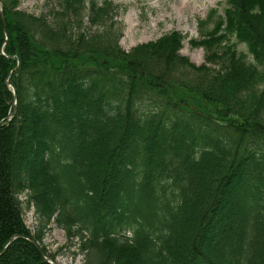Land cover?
<instances>
[{"label":"trees","instance_id":"16d2710c","mask_svg":"<svg viewBox=\"0 0 264 264\" xmlns=\"http://www.w3.org/2000/svg\"><path fill=\"white\" fill-rule=\"evenodd\" d=\"M82 1L0 0V264L55 262L27 239L25 190L86 264H264V0L226 1L191 41L201 65L179 31L127 52L113 24L74 28Z\"/></svg>","mask_w":264,"mask_h":264},{"label":"rangeland","instance_id":"374dc122","mask_svg":"<svg viewBox=\"0 0 264 264\" xmlns=\"http://www.w3.org/2000/svg\"><path fill=\"white\" fill-rule=\"evenodd\" d=\"M67 0H20L18 9L36 16L54 17L55 12L66 6ZM105 0H83L78 19H74V28L93 32L109 29L114 25V34L119 38V45L125 51L134 47L156 41L163 35L179 31L185 36L180 50L181 54L201 65L205 60V50L201 46H193L191 41L200 39L206 32L214 28L219 16H224L227 0H110L115 10L113 19H106L93 24L92 4L101 5ZM214 10L216 14L214 15ZM206 21V23H201ZM239 52L246 53L248 60L253 61L248 47L232 37ZM190 98L194 94L185 92ZM27 190L19 197L26 225L32 232L42 229L40 241L57 264H86V253L81 250L80 239L69 237L64 229L53 220L48 225L40 223L33 206H29ZM129 234V233H128Z\"/></svg>","mask_w":264,"mask_h":264},{"label":"water","instance_id":"95a60500","mask_svg":"<svg viewBox=\"0 0 264 264\" xmlns=\"http://www.w3.org/2000/svg\"><path fill=\"white\" fill-rule=\"evenodd\" d=\"M2 10V9H1ZM1 18H2V22H3V26H4V28L6 29V20H5V17H4V14H3V12L1 11ZM14 91H15V89H14ZM11 113H12V109H11V111H10V115H11ZM31 242L40 250V252H42V250H41V248H40V246H39V244L36 242V241H34V240H31ZM47 260V259H46ZM52 264H54V263H52Z\"/></svg>","mask_w":264,"mask_h":264}]
</instances>
